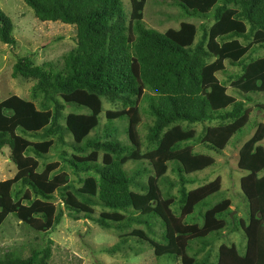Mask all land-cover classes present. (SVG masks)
Wrapping results in <instances>:
<instances>
[{
	"label": "trees",
	"instance_id": "16d2710c",
	"mask_svg": "<svg viewBox=\"0 0 264 264\" xmlns=\"http://www.w3.org/2000/svg\"><path fill=\"white\" fill-rule=\"evenodd\" d=\"M23 1L39 21L73 25L76 42L63 55L59 69L50 64L33 66L31 55L17 58L12 66V77L37 80L32 95L41 98L40 108L17 95L0 101V153L7 147L16 169L11 178L0 180V225L13 215L49 241L48 233L62 217L52 201L57 193L74 220H90L102 229L121 232L107 252L120 251L132 239L147 242L156 257L180 259L182 264H264V147L260 144L264 125H257L238 152L247 216L237 219L230 217L228 198L209 203L220 192L219 178L187 189L195 182L188 176L211 166L213 159L193 152L187 143L197 139L195 131L179 124L216 122L203 129L200 142L217 154L231 140L239 143L253 127H248L246 103L254 96L264 97V56L251 57L264 50V0H175L185 17L212 24L197 27L182 22L163 33L144 25L146 0H130L128 19L122 0ZM12 27L0 10L2 44L15 45ZM225 61L241 67L228 76L240 99L229 94L226 83L216 76L226 73ZM102 98L122 103L123 108L104 116L108 125L127 119L128 144L113 138L117 129L110 125L101 138L90 137L100 123ZM142 102L153 117L145 152L137 132ZM65 106L86 112H69L62 124ZM65 134L71 137L70 144L64 141ZM61 145H69L73 152L68 155ZM56 149L78 177L79 187L67 173L56 170V163L39 171L38 159ZM145 160L154 174L140 184L135 177L148 170ZM130 161L143 167L129 175L124 166ZM169 164L178 179L175 195L164 193L159 185ZM95 206L101 208L98 217L93 216ZM198 207L206 208L201 224L189 221ZM156 224L161 229L157 239ZM134 225H143L145 231ZM224 230L242 232L243 253L234 244H221L213 261L207 255L200 260L188 255L193 241L205 247L210 236L218 237ZM49 256L46 244L27 258L15 256L0 264H46Z\"/></svg>",
	"mask_w": 264,
	"mask_h": 264
},
{
	"label": "rangeland",
	"instance_id": "374dc122",
	"mask_svg": "<svg viewBox=\"0 0 264 264\" xmlns=\"http://www.w3.org/2000/svg\"><path fill=\"white\" fill-rule=\"evenodd\" d=\"M124 11L127 19L130 15V0H122ZM0 10L11 19L12 35L15 39V45H5L0 42V101L10 95H17L25 100L32 101L39 107L40 96L33 97L32 87L36 83L34 78L12 77V66L17 58L31 55L33 66H46L59 69L62 65V58L68 51L75 46L76 30L73 25L63 24L61 22L39 21L32 9L28 7L23 0H0ZM143 23L147 28L154 29L160 33L167 29H177L180 23H193L199 27L204 23L207 27L211 26L212 21L204 22L201 19L185 17L179 6L175 4V0H146L143 9ZM199 34V33H198ZM264 56V50H258L251 54L252 58ZM226 73H217V78L226 83L227 92L236 98L240 97L230 88L229 75L237 74L241 71V67L230 65L224 62ZM139 116L140 123L137 126L138 137L142 143V152H145L149 145L145 137L148 127L152 125L153 117L149 114L147 103H140ZM123 108L122 103L109 101L102 98V113L100 115V123L95 131L90 133L93 138L98 135L101 138L102 131L106 126L114 127L117 133L113 138H117L124 144H128L126 129L127 119H116L107 124L104 116L106 111H117ZM249 112V124L253 126L239 143L233 140L226 145L221 153L217 154L205 148L200 138L203 129L216 125V122H204L195 124L179 123L184 128L193 129L195 131L196 140L190 141L189 144L194 153L206 155L213 159V164L202 171L190 174L188 177L194 178L193 184L187 185V189H194L198 186L207 184L216 178L220 179V192L209 198L210 205L219 202L223 198L231 201L230 217L245 219L247 214V206L245 199L240 190V178L243 172L238 167V152L241 145L252 136L259 123L264 125V97L254 96L252 102L246 103ZM69 112H86L85 109L77 110L70 106H65L61 110L60 123H64V116ZM247 130V129H246ZM49 139V138H46ZM54 140V137H52ZM36 141V138H29ZM64 141L68 144L72 141L68 134H65ZM264 147V138L260 142ZM61 150H65L68 155L73 151L69 145L60 146ZM59 149L50 150L45 159H38L40 163L39 171L43 170L47 163H56V170L64 171L69 175V179L74 180L75 187L80 184L76 182L78 177L71 174V169L64 164L58 157ZM102 152L99 153L98 162L101 161ZM143 166H147L148 170L141 175L135 177L140 184H145L147 177L154 174L151 165L145 160ZM135 162L125 164V169L129 175H133L134 170L142 168ZM171 164L165 176L159 181L161 190L164 193L175 195L177 191L176 173L171 171ZM15 167L9 159V149L3 147L0 153V180L11 178L15 173ZM85 174H79L83 178ZM136 190L134 188H131ZM139 191V190H137ZM57 208L62 211L60 223L54 230L48 233L45 241L42 233L35 231L28 225L18 221L13 215H8L0 225V262H7L11 257L27 258L32 252H39L46 244L50 250V256L46 264H182L180 259L169 260L163 257H156L153 248L147 242H135L132 239L122 246L120 251L107 252L119 241L121 232L115 229L105 230L90 220L81 219L74 220L68 215V210L63 206L62 200L54 194L52 200ZM93 216L98 217L101 208L95 206L93 208ZM206 208L198 207L191 219L196 224H201V214ZM133 228L144 229L143 225H134ZM131 230L128 229L129 232ZM156 232L155 239L160 238L158 224L153 225ZM127 232V233H128ZM210 245L202 246L200 241H193L187 253L195 259L200 260L205 255L213 261L217 253V249L221 244H234L238 250L243 253L245 247V238L242 232H227L224 230L220 236H210Z\"/></svg>",
	"mask_w": 264,
	"mask_h": 264
}]
</instances>
